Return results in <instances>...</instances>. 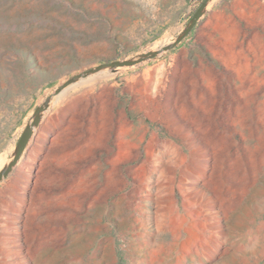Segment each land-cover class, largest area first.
Listing matches in <instances>:
<instances>
[{
  "label": "rangeland",
  "instance_id": "1",
  "mask_svg": "<svg viewBox=\"0 0 264 264\" xmlns=\"http://www.w3.org/2000/svg\"><path fill=\"white\" fill-rule=\"evenodd\" d=\"M202 1L0 0V264H264V0Z\"/></svg>",
  "mask_w": 264,
  "mask_h": 264
},
{
  "label": "water",
  "instance_id": "2",
  "mask_svg": "<svg viewBox=\"0 0 264 264\" xmlns=\"http://www.w3.org/2000/svg\"><path fill=\"white\" fill-rule=\"evenodd\" d=\"M213 1L214 0H203L200 3V5L197 7V9L193 12L192 16L189 19L187 26L185 27L183 33L180 35V37L177 39L176 42L184 39L192 31V29L195 27V25L204 16L207 7ZM176 42L172 43V45H174ZM168 48L169 47H163L162 51H167ZM154 55H155V53L151 52V53H147V54L143 55L141 58H150ZM141 58L140 59L125 60V61H121V62L120 61H114V62H111V63L106 64V65H101L100 67L97 68V70L101 69V67H110V68L131 67V66L138 64L141 61ZM86 75L87 74L84 73V74L79 75L77 78H79V77L85 78ZM74 80H69V81L65 82L59 90H56L55 95H58L60 90L69 87L73 83ZM47 106H48V103H46V105H44V106L38 107L37 110L35 111V114H34V117H33L32 123H31V128L28 129L26 132H24L20 136V138L18 139V141L15 145L14 155H13V158H12L10 164L7 166V168L4 171L0 172V181L8 172H10L12 167L19 160L20 156L24 152L28 142L30 141V139L32 137V130L31 129L37 128L39 126L40 121H41V115L46 110Z\"/></svg>",
  "mask_w": 264,
  "mask_h": 264
},
{
  "label": "bare ground",
  "instance_id": "3",
  "mask_svg": "<svg viewBox=\"0 0 264 264\" xmlns=\"http://www.w3.org/2000/svg\"><path fill=\"white\" fill-rule=\"evenodd\" d=\"M1 170V169H0Z\"/></svg>",
  "mask_w": 264,
  "mask_h": 264
}]
</instances>
